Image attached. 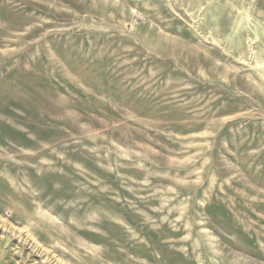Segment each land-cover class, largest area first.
Masks as SVG:
<instances>
[{"label":"rangeland","instance_id":"374dc122","mask_svg":"<svg viewBox=\"0 0 264 264\" xmlns=\"http://www.w3.org/2000/svg\"><path fill=\"white\" fill-rule=\"evenodd\" d=\"M0 264H264V0H0Z\"/></svg>","mask_w":264,"mask_h":264}]
</instances>
